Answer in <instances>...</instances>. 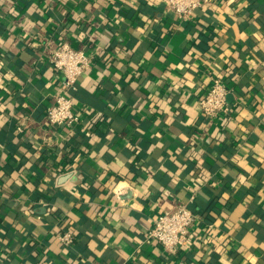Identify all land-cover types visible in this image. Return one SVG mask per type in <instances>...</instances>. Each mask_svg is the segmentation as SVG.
Listing matches in <instances>:
<instances>
[{"label":"crops","instance_id":"obj_1","mask_svg":"<svg viewBox=\"0 0 264 264\" xmlns=\"http://www.w3.org/2000/svg\"><path fill=\"white\" fill-rule=\"evenodd\" d=\"M61 41L92 58L70 125ZM213 76L229 116L201 111ZM178 204L205 216L169 253L147 232ZM0 264H264V0H0Z\"/></svg>","mask_w":264,"mask_h":264},{"label":"built area","instance_id":"obj_2","mask_svg":"<svg viewBox=\"0 0 264 264\" xmlns=\"http://www.w3.org/2000/svg\"><path fill=\"white\" fill-rule=\"evenodd\" d=\"M210 0H166L167 6L178 18L193 16L195 10ZM91 56L83 49L73 48L68 41H61L50 54L49 62L62 74V81L55 94L54 103L47 110V120L53 125L75 124L82 120L70 90L77 87L78 81L91 64ZM230 90L220 76H213L211 87L199 97V106L206 118H216L230 113L228 103ZM19 129H22L19 127ZM187 204H178L162 209L155 217L148 232V240L159 243L167 252L173 253L190 245L189 236L198 221ZM65 247L75 240L72 230L65 229L59 234ZM192 246V245H191Z\"/></svg>","mask_w":264,"mask_h":264},{"label":"trees","instance_id":"obj_3","mask_svg":"<svg viewBox=\"0 0 264 264\" xmlns=\"http://www.w3.org/2000/svg\"><path fill=\"white\" fill-rule=\"evenodd\" d=\"M229 103V102H228ZM230 114H227L226 116H229ZM82 139L84 140V136H82ZM66 168H64L65 170H67L69 167H70V165H67V166H65ZM188 205V207L194 212V213H196V214H198V215H203V216H205V213L203 212V211H201V210H199V208L197 207V206H193V205H190V204H187ZM215 256V257H214ZM217 256V257H216ZM218 256H220L219 255V253L218 252H216V253H214V254H208L207 255V257H206V259L207 260H210V261H213V259L214 258H216L217 260H218Z\"/></svg>","mask_w":264,"mask_h":264},{"label":"water","instance_id":"obj_4","mask_svg":"<svg viewBox=\"0 0 264 264\" xmlns=\"http://www.w3.org/2000/svg\"><path fill=\"white\" fill-rule=\"evenodd\" d=\"M229 97V96H228Z\"/></svg>","mask_w":264,"mask_h":264}]
</instances>
